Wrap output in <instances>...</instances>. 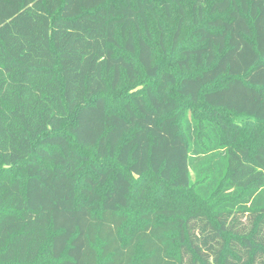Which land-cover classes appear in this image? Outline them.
<instances>
[{
    "label": "trees",
    "instance_id": "1",
    "mask_svg": "<svg viewBox=\"0 0 264 264\" xmlns=\"http://www.w3.org/2000/svg\"><path fill=\"white\" fill-rule=\"evenodd\" d=\"M154 4L0 0V264H264V140L228 131L264 126V0L216 2L228 17L199 30L203 69L181 79L141 32ZM141 73L157 83L135 87L136 111L111 112L108 90ZM86 150L123 170L81 187ZM149 175L194 198L132 223Z\"/></svg>",
    "mask_w": 264,
    "mask_h": 264
},
{
    "label": "rangeland",
    "instance_id": "2",
    "mask_svg": "<svg viewBox=\"0 0 264 264\" xmlns=\"http://www.w3.org/2000/svg\"><path fill=\"white\" fill-rule=\"evenodd\" d=\"M154 9L147 13L145 26L141 27V32L148 39L154 51V63L158 64L163 72H172L178 79L190 77L201 72L202 62H197L192 53L204 44L198 42L199 30L213 31L212 21L214 19H226L228 13H220L213 11V5L221 0H185L178 5L166 7V0H153ZM122 47L117 50L118 53L124 52L123 41L120 40ZM190 59L187 60V56ZM135 60V57H133ZM157 81H149L145 75L141 73L139 79L135 83H129L126 80L121 83L116 91L108 90V104L111 112H116L125 116L127 114V105L133 111H136L134 105L133 94L135 87L155 85ZM170 96L177 98L181 104L179 115L183 118L185 115H193L195 119H204V108L201 104L195 105L180 97L176 88L169 91ZM241 121V120H239ZM231 127V128H230ZM228 131H239L241 135L235 138L237 142L244 143L255 140H264V126L257 128H249L247 124L241 126L230 125ZM235 135V134H234ZM255 135V136H254ZM223 136L228 138V134L223 130ZM202 137L204 128L202 129ZM82 153V172H81V187L87 185V178L98 180V174L94 171H105L107 169L123 170L114 160H107L103 163L97 161L93 150H86ZM23 175V170L17 172V175ZM133 191L129 203V213L132 223L137 222L138 213L145 206L161 207L165 205H180V200L184 202V197L193 200V196L187 193H181L178 190L172 189L169 184L162 183L154 176L149 175L141 180H133ZM105 187H100L99 192L102 194ZM191 206V205H189ZM42 264H47L43 262Z\"/></svg>",
    "mask_w": 264,
    "mask_h": 264
}]
</instances>
